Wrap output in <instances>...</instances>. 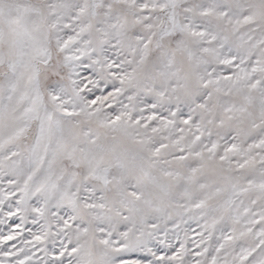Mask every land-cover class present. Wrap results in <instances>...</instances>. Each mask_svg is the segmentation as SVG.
<instances>
[{"label":"snow or ice","instance_id":"1","mask_svg":"<svg viewBox=\"0 0 264 264\" xmlns=\"http://www.w3.org/2000/svg\"><path fill=\"white\" fill-rule=\"evenodd\" d=\"M0 264H264V0H0Z\"/></svg>","mask_w":264,"mask_h":264}]
</instances>
